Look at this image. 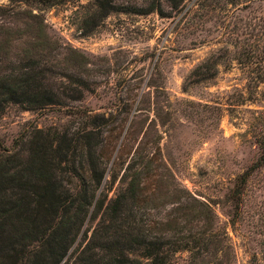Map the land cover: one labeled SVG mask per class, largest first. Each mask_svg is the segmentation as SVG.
I'll return each mask as SVG.
<instances>
[{
  "label": "rangeland",
  "instance_id": "374dc122",
  "mask_svg": "<svg viewBox=\"0 0 264 264\" xmlns=\"http://www.w3.org/2000/svg\"><path fill=\"white\" fill-rule=\"evenodd\" d=\"M151 1L115 4L146 8ZM94 3L34 7L0 0V76H19L30 65L34 30L22 22L41 19L48 52L39 79L61 102L34 109L5 106L0 154L22 150L37 131H78L82 111L104 114L109 122L100 128L95 152L103 168L97 192L107 200L117 186L116 148L142 107L132 123L142 119L137 139L147 157L170 165L180 184L211 207L229 264H263L264 169L249 178L236 214L227 192L234 175L258 156L257 142L264 143V0H183L176 9L161 0V15L115 10L101 18ZM201 63L213 69H195ZM78 75L92 91H77L72 79ZM98 216L87 217L67 255L84 245L83 235ZM187 259L178 252L172 262L188 264Z\"/></svg>",
  "mask_w": 264,
  "mask_h": 264
},
{
  "label": "trees",
  "instance_id": "16d2710c",
  "mask_svg": "<svg viewBox=\"0 0 264 264\" xmlns=\"http://www.w3.org/2000/svg\"><path fill=\"white\" fill-rule=\"evenodd\" d=\"M11 1L37 7L64 0ZM162 1L176 9L183 0ZM160 2L151 1L146 8L117 5L115 0H95L94 5L101 18L115 10L161 15ZM22 23L34 30L28 50L30 65L19 76H0V111L8 104L24 109L61 104L39 79L43 78L40 64L48 52L41 19L35 25ZM246 61L242 63H250ZM200 68L208 72L213 66L201 63L195 67ZM72 82L80 93L93 89L85 77L74 76ZM142 110L135 109V121ZM79 116L84 119L78 131L53 135L37 131L22 150L0 154V264H174L172 257L178 252L187 254L188 264H229L224 254L228 246L208 203L192 196L170 165L147 157L144 142L136 136L142 119L135 127L131 121L121 136L114 161L117 172L112 174L117 186L105 200L97 192L103 168L95 147L103 138L100 128L109 120L104 114L90 116L85 111ZM257 151L256 159L234 175L228 189L233 214L242 205L249 178L264 169L263 142H257ZM96 215L89 235H83L84 245L67 255L87 217ZM262 257L264 264V247Z\"/></svg>",
  "mask_w": 264,
  "mask_h": 264
}]
</instances>
